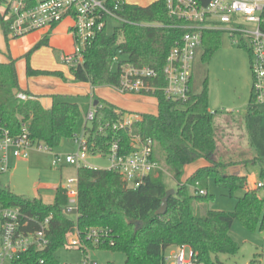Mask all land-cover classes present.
Listing matches in <instances>:
<instances>
[{"label":"trees","instance_id":"obj_1","mask_svg":"<svg viewBox=\"0 0 264 264\" xmlns=\"http://www.w3.org/2000/svg\"><path fill=\"white\" fill-rule=\"evenodd\" d=\"M29 1L31 5L38 2ZM107 6L117 14L120 26L113 34L106 30L99 33L87 46L84 62L70 67L74 82L90 84L93 89L119 87L120 75L114 69V58L120 53L127 62L137 67H151L159 73L160 79L155 84L160 89L145 96L156 99V111L128 113L93 94L91 99L96 106V115L89 127L86 123L89 104L54 96L53 106L45 108L37 96L21 85L17 69L19 60L10 57L9 62L0 63V126L18 134L27 124L31 138L52 151L63 139H71L74 134L87 130L91 155L103 157L109 155L114 140L120 141L123 153L130 154L134 136L152 139L154 159L159 166L164 165L176 181V193L169 200L167 213L159 216L157 212L169 190L161 169L148 176L139 188L133 189L117 171L82 166L77 172L78 205L77 217L73 220L63 213L68 197L61 187L57 188L53 203H46L42 198L27 199L0 186L1 207H20L26 215L37 216L40 220L51 217L49 245L43 250L31 249L16 258L14 264H65L57 257V252L64 247L69 251L82 250L84 255L87 250L122 252L126 256L125 264H167L166 251L183 246L191 249L192 259L198 264H225L219 257L221 254L236 256L240 250L230 235L236 221L250 231H264V200L257 191L247 190L238 199L234 212L208 210L203 213V204L212 196L192 192V186L197 183L198 190H207L210 179L231 195L237 189L246 188L247 179L242 173L233 170L231 164L214 158L218 151V131L216 113L209 106L208 77L205 76L200 92L195 82L198 67L208 66L210 58L221 46L224 31H205L203 46L194 65L190 98L186 101L169 99L163 92L166 86L163 70L171 50L187 31L171 27L180 21L169 17L165 0L146 7L124 0H108ZM155 23L164 24V27H155ZM0 26L8 41L10 22L1 11V0ZM261 29L264 31V16ZM48 44L47 36L24 57L28 78H64L62 72L37 70L30 65L32 54ZM239 45L251 52L247 40L240 38ZM126 115H137L139 119L130 128L115 130L113 126ZM245 121L251 146L256 152L253 163H260L261 178H264V105L256 103L254 92ZM201 160L206 165L184 180L186 168ZM241 167L244 166H238ZM38 228V225H32L29 230ZM92 229L107 232L98 245L87 237ZM69 233H78L83 247L67 246Z\"/></svg>","mask_w":264,"mask_h":264},{"label":"built area","instance_id":"obj_2","mask_svg":"<svg viewBox=\"0 0 264 264\" xmlns=\"http://www.w3.org/2000/svg\"><path fill=\"white\" fill-rule=\"evenodd\" d=\"M108 0H38L31 5L29 0H1V11L10 22L9 36L25 37L39 30H53L63 21H72L71 33L75 47L72 53L64 56L63 61L69 67H75L84 62V51L96 36L106 30L109 17L118 18L114 10L107 6ZM122 1V0H120ZM125 1V0H124ZM169 17L180 21L173 28H182L187 32L182 41L170 52L163 70L166 86L163 92L169 99L186 101L192 93L194 65L199 51L203 46L204 33L207 30L229 32L240 42L247 40L252 54V70L254 73L253 92L258 105H264V31L261 29L264 16V0H165ZM117 9V6L115 7ZM155 27L164 24L155 23ZM118 53L114 63L118 64L116 71L120 75V85L113 88L121 95L146 96L156 93L160 88L155 84L159 73L148 66L137 67ZM23 99H26L23 96ZM92 104H94L92 100ZM96 106L86 115L87 126L95 120ZM137 115H126L113 127L115 130L130 128ZM87 130L74 134L71 140L78 146V153L68 155L65 159L57 156L53 166L65 164L85 166L82 163L91 155L89 134ZM46 146V145H45ZM132 152L125 154L119 140H114L107 157L112 161L111 170L117 171L128 183L130 188L137 189L144 180L155 173L159 164L154 159V142L152 139L132 138ZM44 150L42 143L31 138L28 125L24 124L18 134L0 126V175L11 169V158L27 159L31 150ZM46 150L52 151L46 146ZM89 167V166H87ZM94 168V167H93ZM198 183L192 186L196 195L206 196V190H198ZM255 189L264 187L257 181ZM66 191L68 204L63 213L76 211L78 205V179H70ZM72 208H69L72 206ZM51 217L40 220L37 216H28L20 207L5 208L0 206V264H14L16 258L28 253L31 249L43 250L49 243L48 230ZM32 225H38L37 230H29ZM107 235L105 230L92 229L87 237L95 245ZM67 246L80 249L82 239L78 233H69ZM78 251V250H76ZM80 251V250H79ZM87 255L80 263L97 264ZM83 253V251L81 250ZM84 254V253H83ZM172 260V262H171ZM171 264H198L192 255L186 257V246L177 247L170 260Z\"/></svg>","mask_w":264,"mask_h":264},{"label":"rangeland","instance_id":"obj_3","mask_svg":"<svg viewBox=\"0 0 264 264\" xmlns=\"http://www.w3.org/2000/svg\"><path fill=\"white\" fill-rule=\"evenodd\" d=\"M158 0H128L129 4L139 6H149ZM120 26L117 18L109 17L106 25V33L113 34ZM45 31L39 30L32 32L29 35ZM26 36V37H27ZM13 41L19 42L21 38L10 37ZM122 36L120 38V41ZM39 48L41 51L36 55L35 67L42 71L49 72H66L68 69L61 61L59 51L54 52V59L51 58L50 52ZM36 50V51H38ZM36 51L34 53H36ZM33 53V54H34ZM32 54V56H33ZM31 56V58H32ZM123 60L125 56H120ZM201 66V65H200ZM200 66L197 69L195 82L198 92L201 91L202 83L205 76L208 77L209 84V106L210 110L217 114L215 125L218 131V151L214 158L217 161L231 164V167L242 165V174L247 179L246 188L250 191H257L258 196L264 200V187L255 189L249 176H254L255 179L264 185V178H261V165L259 162L253 163L256 158V152L251 146L249 134L246 127L245 115L248 111L251 102L254 73L252 70V54L251 52L239 45L237 39L233 38L229 32H223L221 36V46L214 52L210 58L208 66ZM118 64H114V69H117ZM203 72L201 73V70ZM38 70V69H37ZM70 72V70H68ZM118 97V102L114 103L111 100ZM113 95L110 101L125 110L131 112H143L149 109L156 111L157 101L154 97L137 96L133 102L122 101L123 97ZM120 97V98H119ZM70 102L79 104H89L91 109L95 107L90 100L86 98L69 99ZM137 101L142 102L141 107ZM143 108V109H142ZM44 150H31L30 156L27 159L11 158V169L9 172L0 175V186L10 189L12 193L25 197L27 199L42 198L46 203H53L56 195V190L59 187H67L70 179L77 180V165L63 164L61 166H53V160L59 156L65 159L68 155L77 154L78 146L68 137L63 139L61 144L53 151L46 150L45 144L42 143ZM204 162V160L199 161ZM206 163V162H204ZM82 165L109 169L113 163L109 157L101 155H88ZM193 166L186 168L184 178L189 174ZM161 169L163 172V181L170 189H176V181L164 165H160L155 171ZM187 180V179H186ZM255 183V182H254ZM245 187L237 189L233 195L229 191L221 188L214 179H210L208 189L206 190L211 196V200L203 204V213L208 210L234 212L237 208L238 199L242 198L246 191ZM193 192V191H192ZM70 206L69 208H72ZM69 218L76 219V211L68 213ZM231 237L237 242L240 247L239 253L236 256L221 254L219 257L225 264H264V231H250L245 228L240 221H236L230 231ZM177 251V247H171L166 251V258L171 259L173 253ZM191 249L186 247V257L190 258ZM58 259L65 264L80 263L86 257L81 251H69L66 247L57 252ZM88 258L95 261L97 264H125L126 256L122 252L110 250H89ZM172 262V260H171ZM170 261L167 264H171ZM5 264H10L9 262Z\"/></svg>","mask_w":264,"mask_h":264},{"label":"crops","instance_id":"obj_4","mask_svg":"<svg viewBox=\"0 0 264 264\" xmlns=\"http://www.w3.org/2000/svg\"><path fill=\"white\" fill-rule=\"evenodd\" d=\"M125 1L129 3L128 0ZM71 25H72V21L66 19L57 28L53 30H45L35 33V35L37 36L29 35L27 37L26 36L22 37V39H20L18 43L15 42L16 40L13 41L10 37L9 40L7 41V37L5 36L4 30L0 26V63L9 62L10 57L12 59H18L19 62L17 64V69H18L21 85L24 88H27L29 91H31L33 95L37 96L42 102L43 106L47 109L53 106L54 96H62L68 99L86 98L87 101L90 100V102L92 103L91 97L93 96V94H96L98 97L108 101L111 100L110 97L113 95L114 97L117 96L123 97L124 100L122 99V101H125L126 99L127 101L133 102L134 98L137 96L121 95L111 88L93 89L90 84L74 82V77L71 74V71L70 72L68 71L70 70V67L63 61L64 56L72 53L75 47L74 37L71 33ZM47 36L49 37V44L47 45V47H44L42 49H45L47 50V52H50L51 58L53 59H54V52L59 51L61 54V61L67 67L68 70L65 73L64 72L62 73L64 78L56 77V76H38V77L28 78L26 75V60L24 59V57L31 49H33V47H35V45H37L42 39H44ZM40 51L41 49L36 51V53H34L31 58L32 59L31 64L35 67H38L35 64V58ZM37 69L39 70L40 68ZM111 101L117 103L119 100L117 97V100L114 99ZM137 102H139L138 106L141 107L142 102L140 101ZM143 112H155V111L149 109ZM204 162L194 164L192 171L185 176L184 180L188 179L199 167H203L204 165H206V163ZM187 168H190V166H188ZM236 170H238L240 173H242L243 171L242 167L241 169L236 167ZM249 177L250 179H253L251 182L254 184V182H256L255 177L254 176H249ZM247 190L250 189L246 188V191Z\"/></svg>","mask_w":264,"mask_h":264},{"label":"water","instance_id":"obj_5","mask_svg":"<svg viewBox=\"0 0 264 264\" xmlns=\"http://www.w3.org/2000/svg\"><path fill=\"white\" fill-rule=\"evenodd\" d=\"M176 193L175 189H170L167 191L165 198L163 199L161 208L158 210L157 214L159 216H163L167 213L168 210V205H169V200L172 196H174Z\"/></svg>","mask_w":264,"mask_h":264}]
</instances>
